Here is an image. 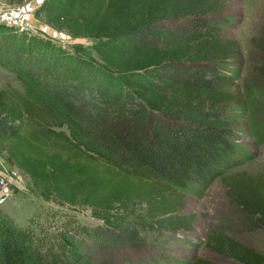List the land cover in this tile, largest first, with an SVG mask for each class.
Listing matches in <instances>:
<instances>
[{"label": "trees", "instance_id": "obj_1", "mask_svg": "<svg viewBox=\"0 0 264 264\" xmlns=\"http://www.w3.org/2000/svg\"><path fill=\"white\" fill-rule=\"evenodd\" d=\"M229 1L42 0L47 22L97 39V62L0 23V63L23 84L0 88V148L44 199L90 206L106 236L92 245L64 236V261L0 209V264H153L141 260L159 251L144 232L188 226L179 214L187 193L251 157L237 140L247 113L264 143V27L244 97ZM234 175L224 179L242 225L263 227L264 178ZM223 244L215 247L244 264H264L251 246Z\"/></svg>", "mask_w": 264, "mask_h": 264}, {"label": "rangeland", "instance_id": "obj_2", "mask_svg": "<svg viewBox=\"0 0 264 264\" xmlns=\"http://www.w3.org/2000/svg\"><path fill=\"white\" fill-rule=\"evenodd\" d=\"M24 1L15 5L10 4L14 2L0 0V10L20 11L24 19L31 21L37 28L39 33L34 32L36 35L50 39L88 61H102L96 49L97 39L73 35L67 29L57 28L47 22L44 14L38 10L42 0ZM226 12L232 18L226 29L240 40L243 51L241 74L236 78L235 87L245 97L249 84L254 81L255 65L258 63L253 37L259 35L264 27V0H230ZM3 21L0 16V23H5ZM2 86L23 88L17 73L0 63V88ZM247 114L248 116L241 118L242 133L237 140L251 157L239 155L240 163L228 169L226 174L215 177L202 194L187 193L179 214L187 216L188 226L177 231L160 227L145 231L149 244L159 251H142L141 260L147 257L150 262L157 264L160 255L167 259L166 264H176L179 260H187L191 264H205V261L215 264H244L215 247L220 242H224L225 246L229 238L264 254V226L252 228L242 225V207L233 204L229 186L224 179L229 174H235L236 177L264 178V143H260L251 130L253 118L257 119L256 114ZM20 172V190L0 204V209L27 230L28 239L30 240L31 235L44 252H53L65 261L69 257L63 254L67 247L63 241L64 236L73 235V238L89 245L106 238L97 229L103 221L93 216L90 206L46 200L38 194L31 177L21 169Z\"/></svg>", "mask_w": 264, "mask_h": 264}, {"label": "built area", "instance_id": "obj_3", "mask_svg": "<svg viewBox=\"0 0 264 264\" xmlns=\"http://www.w3.org/2000/svg\"><path fill=\"white\" fill-rule=\"evenodd\" d=\"M20 3H10L20 5ZM0 16L5 23L19 28L29 29L32 32H38L37 28L31 21L25 20L20 14V11L15 10H0ZM3 21V22H4ZM39 33V32H38ZM18 166L12 164L8 160L7 151L0 148V204L5 202L8 198H12L21 188L22 174ZM22 170V169H21Z\"/></svg>", "mask_w": 264, "mask_h": 264}]
</instances>
